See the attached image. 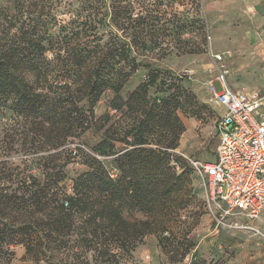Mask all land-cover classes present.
<instances>
[{"label":"trees","instance_id":"16d2710c","mask_svg":"<svg viewBox=\"0 0 264 264\" xmlns=\"http://www.w3.org/2000/svg\"><path fill=\"white\" fill-rule=\"evenodd\" d=\"M155 1L152 7L171 5L169 13L158 8L155 14L163 24L174 21L176 31L190 20L174 3L190 4L186 14L192 17L200 8V0ZM150 3L0 0V105L22 118L18 136L39 135L46 145L41 149L54 151L34 174L0 175V264L10 262L16 245L35 264H59L60 254L75 264H128L137 244L149 234L169 233L190 206L194 170L175 154L185 130L176 113L180 102L149 101L157 79L153 70L126 101L121 95L132 73L150 66L132 56L154 45L146 28ZM65 7L72 16L61 21L56 13ZM106 91L112 95L109 111L130 124H111L96 148L87 153L77 147L72 155L74 150L63 148L68 138L105 127L96 126L92 109ZM110 119L106 114V123ZM152 135L156 148L146 146ZM75 157L84 170L71 178L67 194L65 168ZM109 167L117 170L115 177ZM133 212L146 219L126 218ZM185 248L182 256L190 251Z\"/></svg>","mask_w":264,"mask_h":264},{"label":"rangeland","instance_id":"374dc122","mask_svg":"<svg viewBox=\"0 0 264 264\" xmlns=\"http://www.w3.org/2000/svg\"><path fill=\"white\" fill-rule=\"evenodd\" d=\"M154 2L151 0L148 5L151 14L146 27L149 35L153 36L154 45L148 46L143 53L132 52L137 62L150 66L139 67L132 73L121 93L123 101L147 80L149 71L153 70L157 79L149 89V101L160 103L177 99L180 102L176 113L185 130L179 136L174 151L185 161H212L218 143L215 121L222 117L225 110L211 103L207 85L216 75L217 68L224 64L228 71V84L233 90L249 92L264 88V0H200L196 17H192V13L186 14L190 4L176 2L172 8L190 20L178 31L172 30L174 21L163 24L155 14L158 8L169 13L171 5L165 1L152 7ZM67 8H60L56 13L61 21H67L72 16ZM217 55L221 56V63L216 62ZM213 86L216 92L220 91L218 82H214ZM111 99L112 95L106 91L92 109L96 126L101 124L105 127L99 131L91 129L78 139L68 138L64 149L74 150L72 155L77 147L89 153L102 141L106 128L118 121L123 123L125 116L120 118L119 112L109 111ZM83 105L84 102L81 103ZM106 114L111 118L107 123ZM130 122L125 120L126 124ZM21 125L22 118H17L8 107L0 105V175L7 172L20 176L21 173L34 174L43 170L44 164L49 163L46 157L54 152L41 149L46 145L39 135L32 134L28 138L23 134L18 136ZM147 140L150 144L146 146L157 147L154 145L155 135ZM116 144L120 146V142ZM53 159L56 163H63L64 160L62 157ZM109 168V173L115 177L117 170ZM83 170L79 158L69 161L65 168L67 194L71 192V178ZM193 176L194 199L188 208L180 212L179 222L170 225L169 233L145 237L136 245L134 255L127 260L128 264L137 261L141 264H257L254 258L249 260L257 253V244L264 241L260 234L250 230L257 226L242 215L222 220L219 215L213 214L200 177L195 172ZM3 181L0 176V189L3 188ZM126 218L131 221L146 219L139 212H133ZM185 247L190 251L182 256ZM174 248L179 249L173 251ZM10 249L13 256L6 264H35L25 258L21 245L11 246ZM59 258V264H75L73 258L66 254H60Z\"/></svg>","mask_w":264,"mask_h":264},{"label":"built area","instance_id":"2783aa9c","mask_svg":"<svg viewBox=\"0 0 264 264\" xmlns=\"http://www.w3.org/2000/svg\"><path fill=\"white\" fill-rule=\"evenodd\" d=\"M215 60L221 63L222 58L217 55ZM227 73L221 64L207 85L211 103L225 110L215 121L218 143L214 160L187 162L200 177L213 214L222 220L242 215L252 224L264 226V91L232 90ZM214 82L220 85L219 92ZM171 166L179 171L178 163L172 161ZM250 230L264 238V227Z\"/></svg>","mask_w":264,"mask_h":264},{"label":"crops","instance_id":"0c3cea01","mask_svg":"<svg viewBox=\"0 0 264 264\" xmlns=\"http://www.w3.org/2000/svg\"><path fill=\"white\" fill-rule=\"evenodd\" d=\"M227 79H228V77H227ZM227 83H228V81H227ZM256 89L261 90V91H264V88H255L253 90H256ZM253 90H250L249 92H252ZM255 226H257V227H259L261 229L264 227L259 222H256L255 223ZM257 246H258L257 253H255L254 257H251L249 260H252L254 258L257 264H264V241L262 243H260V244L258 243ZM139 258H141V257H139ZM135 264H141V263H139V261H137V263L135 262Z\"/></svg>","mask_w":264,"mask_h":264}]
</instances>
